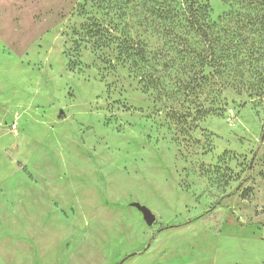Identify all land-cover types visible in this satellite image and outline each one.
Returning a JSON list of instances; mask_svg holds the SVG:
<instances>
[{"label":"rangeland","instance_id":"374dc122","mask_svg":"<svg viewBox=\"0 0 264 264\" xmlns=\"http://www.w3.org/2000/svg\"><path fill=\"white\" fill-rule=\"evenodd\" d=\"M263 126L264 0H0V264H264Z\"/></svg>","mask_w":264,"mask_h":264},{"label":"water","instance_id":"95a60500","mask_svg":"<svg viewBox=\"0 0 264 264\" xmlns=\"http://www.w3.org/2000/svg\"><path fill=\"white\" fill-rule=\"evenodd\" d=\"M138 209L142 212L143 217L148 225H152L155 222V217L152 215L150 210L146 207L137 205Z\"/></svg>","mask_w":264,"mask_h":264},{"label":"trees","instance_id":"16d2710c","mask_svg":"<svg viewBox=\"0 0 264 264\" xmlns=\"http://www.w3.org/2000/svg\"><path fill=\"white\" fill-rule=\"evenodd\" d=\"M194 6H195V2H194V1H191V2H190V7L193 8ZM193 19H195V18H193ZM194 23H195V25H198V22L195 21V20H194ZM96 34H97V33H96ZM94 36H95V35H94ZM140 51H141V50L138 49V50H137V54H139ZM142 52H143V51H142ZM133 54H134V51H133V49H132V52H131V54H130L129 56H131V55H133ZM263 134H264V126H263V130H262V136H263Z\"/></svg>","mask_w":264,"mask_h":264}]
</instances>
